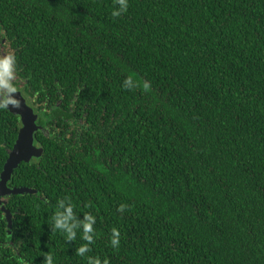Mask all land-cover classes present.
Instances as JSON below:
<instances>
[{
	"label": "trees",
	"instance_id": "trees-1",
	"mask_svg": "<svg viewBox=\"0 0 264 264\" xmlns=\"http://www.w3.org/2000/svg\"><path fill=\"white\" fill-rule=\"evenodd\" d=\"M128 4L0 0L42 150L8 183L32 193L4 198L0 264H264V0ZM20 127L0 109V174Z\"/></svg>",
	"mask_w": 264,
	"mask_h": 264
},
{
	"label": "clouds",
	"instance_id": "clouds-1",
	"mask_svg": "<svg viewBox=\"0 0 264 264\" xmlns=\"http://www.w3.org/2000/svg\"><path fill=\"white\" fill-rule=\"evenodd\" d=\"M128 7V0H116V6H114L111 14L113 17H119L127 12ZM15 79V55L12 53H8L6 55L0 56V109L7 110L9 108V105H11L12 108L20 107V101L12 95L17 93V87L13 83ZM122 86L127 90H132L139 85L133 80L132 76H128L124 79ZM142 88L145 92H148L151 88V85L149 82H144L142 84ZM59 206L64 208V212L60 213L59 211H56L54 216V227L56 229L66 230L68 233L67 239H71L73 233L71 231V227H69V225L67 224V221L70 220L73 216V206L71 203H68L67 206H65L64 201H60ZM125 207L126 205H120L118 211H124ZM85 220L89 222H85L82 225L84 232L83 239L90 241L91 237L87 234L92 231L90 223L92 217L86 214ZM72 227H75V225H73ZM111 245L113 248H117L119 246V232L116 229H113V238L111 239ZM88 251V245L85 244L78 249V254L83 256ZM46 264H52V257L50 255L46 257ZM89 264H99V260L89 258ZM104 264H108V262L105 261Z\"/></svg>",
	"mask_w": 264,
	"mask_h": 264
},
{
	"label": "water",
	"instance_id": "water-1",
	"mask_svg": "<svg viewBox=\"0 0 264 264\" xmlns=\"http://www.w3.org/2000/svg\"><path fill=\"white\" fill-rule=\"evenodd\" d=\"M12 95L20 101V107L12 108L11 105H9L7 111L19 117L21 127L13 148L8 154L3 171L0 174V211L5 215L8 228L11 226V215L4 207V198L11 195L32 193L29 189H12L8 187L13 171L16 170L21 163H28L32 159H38L42 154V150L34 145V134L37 131L35 125L37 114L26 104L25 99L19 91Z\"/></svg>",
	"mask_w": 264,
	"mask_h": 264
}]
</instances>
